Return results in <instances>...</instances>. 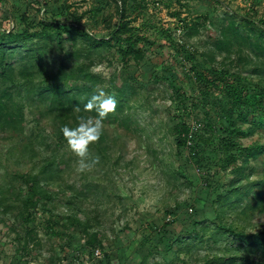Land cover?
Listing matches in <instances>:
<instances>
[{"label": "rangeland", "instance_id": "374dc122", "mask_svg": "<svg viewBox=\"0 0 264 264\" xmlns=\"http://www.w3.org/2000/svg\"><path fill=\"white\" fill-rule=\"evenodd\" d=\"M122 10L126 35L154 43L141 42V58L122 59L115 42L36 37L16 50L8 84L0 79L23 109L21 130L0 128V264H264V189L254 192L264 186V127L250 109L238 116L226 89L204 93L196 80L221 73L245 94L264 89V0H0V38L35 35L44 19L110 37ZM46 43L51 65L92 75L64 84L70 95L88 101L102 88L118 102L90 146L91 171L75 170L61 131L79 113H50L35 97L46 82L25 77L23 51ZM183 117L188 147L177 144ZM29 177L50 200L31 203Z\"/></svg>", "mask_w": 264, "mask_h": 264}, {"label": "trees", "instance_id": "16d2710c", "mask_svg": "<svg viewBox=\"0 0 264 264\" xmlns=\"http://www.w3.org/2000/svg\"><path fill=\"white\" fill-rule=\"evenodd\" d=\"M41 24V32L35 35H33V33H29L28 31H24L23 33L17 32L10 33L4 36L2 35L3 37L0 38V79L4 84H8L9 79L14 75V72L16 71L15 63L18 60L15 57L16 50L24 48V46H26V44H28L30 41L33 42V38L36 37L46 42L55 40L60 46L63 43L64 39L73 38L79 35L88 42L89 48L91 49H98L99 47L111 45L112 42H115L118 45L119 53L124 60H127L131 56L139 59L144 54V46L141 43L142 41H144L142 40L143 37L139 38L126 35L130 32L131 29L128 27L127 22L124 20L123 10L121 12V19L118 28L111 33L110 37L93 39L87 33H82L77 29L57 27V23H53L52 21H47L45 19L41 20ZM232 29L234 33H236L237 28L235 29V27H233ZM144 42L149 44L153 43L148 40H145ZM37 46L40 47L39 51L32 46L29 48L27 47L25 51H23L24 58L26 59L24 65L28 66L29 68V72H27V75L25 76L26 79L32 80L34 79V76L37 75L42 82H46L45 85H40L35 89V97L39 98L43 102H49L50 109H48V111L50 113H55L58 117L62 118L61 120L63 121L67 120L70 115H73L74 117L76 116V113L73 112V110L77 106L81 108L79 116H82L85 113L82 109H84V105L87 103V101H78L76 95H70L63 85L77 79L88 80L90 77L91 80L92 75L90 76L87 71H82L81 68L78 71H70L68 63H61L58 67L51 65L48 61L45 60V46L47 47V43L43 46ZM165 71L169 75L171 74L173 75V77L178 78V74L172 69V65H166ZM225 74H227V72H225ZM196 80H198V83L201 84L200 88L201 90L203 89L202 91L210 89L214 85H216V87L220 86L226 89V91H228L232 96L233 102L240 109L238 116L244 117V112L250 109V112H253V114H257L259 124L264 127L263 88L260 87L257 89L256 92H259V95H254L256 92L250 93L251 95H249V92L245 94L243 93V90L238 88V84H234L233 82L228 81V79H226V76L222 75L221 73H216L212 76L210 73L202 72L197 75ZM187 96L188 98L191 97L190 95ZM14 101V92L11 88L0 89V128H2L3 130L22 129L23 109ZM176 132L178 146L188 147V142L190 141L189 138L193 137L192 134L194 132L191 131L190 124L185 117L180 119V122L177 125ZM259 152L261 151L259 150L258 146L249 147L247 154L256 155ZM232 162L236 164V159H233ZM230 165L231 162L229 161L227 163V166ZM26 182L28 184L29 192L31 193L30 201L32 204H36L39 200H50V194L47 191L42 190L40 188V185H38L37 177H29ZM263 189L264 186L257 185L254 189V192H260L263 191ZM262 233H259L258 235H256V237L264 238V234ZM234 234L240 235L238 240L242 244L243 238H245L246 235L240 233Z\"/></svg>", "mask_w": 264, "mask_h": 264}, {"label": "clouds", "instance_id": "9594fccd", "mask_svg": "<svg viewBox=\"0 0 264 264\" xmlns=\"http://www.w3.org/2000/svg\"><path fill=\"white\" fill-rule=\"evenodd\" d=\"M118 102L113 95L98 88L84 105L85 112H95L93 116H79L75 127L64 126L61 131L68 148L77 158L75 170L78 173L91 171L98 163L99 157H92L90 146L100 141L104 132V121L110 114H115ZM75 112L81 111L77 106Z\"/></svg>", "mask_w": 264, "mask_h": 264}]
</instances>
